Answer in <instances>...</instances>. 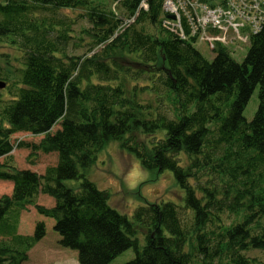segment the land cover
Masks as SVG:
<instances>
[{
  "label": "trees",
  "instance_id": "trees-1",
  "mask_svg": "<svg viewBox=\"0 0 264 264\" xmlns=\"http://www.w3.org/2000/svg\"><path fill=\"white\" fill-rule=\"evenodd\" d=\"M163 1L0 0V42L21 51L23 64L15 92L0 93V160L17 133L41 136L30 147L57 155L43 174L0 161V182L12 186L0 197V264L25 263L45 237L43 221L17 233L29 206L53 220L59 246L79 264H109L129 249L125 264H264L245 255L264 251V20L241 63L222 46L208 61L184 22V38L164 24L174 19ZM75 9L90 25L82 57L67 54L71 28L57 15ZM110 142L143 170L170 171L183 205H141L131 220L109 206L79 170ZM38 195L53 206L36 204Z\"/></svg>",
  "mask_w": 264,
  "mask_h": 264
},
{
  "label": "rangeland",
  "instance_id": "rangeland-1",
  "mask_svg": "<svg viewBox=\"0 0 264 264\" xmlns=\"http://www.w3.org/2000/svg\"><path fill=\"white\" fill-rule=\"evenodd\" d=\"M118 13L119 11L116 10ZM58 18L66 17L71 28L72 38L68 43L67 54L75 57L90 55L89 49L91 39L87 35L90 25L84 18V12L80 9L62 10L57 13ZM73 24L71 25L70 23ZM249 47V39L237 41L230 46L231 58L241 63ZM194 48L208 61L213 58L207 46L203 43H196ZM22 52L11 46L6 40L0 42V81L8 85V89L0 90L3 98H9V92H15L14 86L18 81V73L13 75V71L23 64L20 62ZM10 72V73H9ZM12 75V76H11ZM21 75V73H20ZM3 78V79H1ZM14 84V85H13ZM13 85V86H12ZM258 104L257 89L251 95L243 111V117L250 121L256 111ZM41 136H31L27 133H17L11 137L13 150L7 158H2L1 163L8 167H15L18 170L29 169L38 174H43L48 166L57 163L56 154H42L33 150L30 146L37 144ZM80 173L92 182L95 187L104 191L108 196V204L118 213L132 219L134 210L145 204L173 203L178 206L183 205L184 193L177 186L173 174L170 171L157 173L143 170L139 161L127 152L121 150L117 142H110L98 153L96 160L85 170L80 169ZM77 181H66L68 187L77 186ZM12 186L7 182H0V197L10 195ZM36 204L52 207L54 201L45 195H38ZM43 221L45 224V237L37 243L28 253V259L23 264H79L76 251L64 249L59 246V236L53 231V220L39 216L31 206L26 211L20 213L17 233L19 235H30L33 232L35 222ZM143 232H138L140 248L143 247ZM251 259L264 263V251L251 250L245 253ZM135 254L129 249L109 264H125L132 260Z\"/></svg>",
  "mask_w": 264,
  "mask_h": 264
},
{
  "label": "built area",
  "instance_id": "built-area-1",
  "mask_svg": "<svg viewBox=\"0 0 264 264\" xmlns=\"http://www.w3.org/2000/svg\"><path fill=\"white\" fill-rule=\"evenodd\" d=\"M140 7L147 9L144 3ZM163 10L174 17L172 22L164 21L165 25L178 29L184 38V22L189 37L210 51L217 46L230 49L248 39L264 20V0H164Z\"/></svg>",
  "mask_w": 264,
  "mask_h": 264
},
{
  "label": "water",
  "instance_id": "water-1",
  "mask_svg": "<svg viewBox=\"0 0 264 264\" xmlns=\"http://www.w3.org/2000/svg\"><path fill=\"white\" fill-rule=\"evenodd\" d=\"M170 19H174L173 16H169ZM5 87V83L0 82V89H3Z\"/></svg>",
  "mask_w": 264,
  "mask_h": 264
},
{
  "label": "crops",
  "instance_id": "crops-1",
  "mask_svg": "<svg viewBox=\"0 0 264 264\" xmlns=\"http://www.w3.org/2000/svg\"><path fill=\"white\" fill-rule=\"evenodd\" d=\"M41 241H42V240H41ZM41 241H40V242H41ZM34 247H35V246H34Z\"/></svg>",
  "mask_w": 264,
  "mask_h": 264
}]
</instances>
